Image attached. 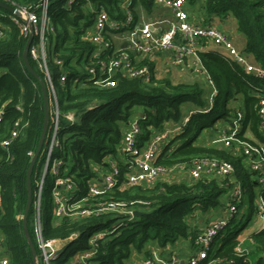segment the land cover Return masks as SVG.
Returning a JSON list of instances; mask_svg holds the SVG:
<instances>
[{"label":"trees","instance_id":"16d2710c","mask_svg":"<svg viewBox=\"0 0 264 264\" xmlns=\"http://www.w3.org/2000/svg\"><path fill=\"white\" fill-rule=\"evenodd\" d=\"M2 1L32 7L41 0ZM119 1L49 0L48 15L55 32L48 50L47 65L56 83L61 120V148L55 152L56 155L75 176L78 185L86 189V179L95 174V169L105 166L108 158L119 163L122 174L127 170L125 163L121 162L118 148L123 129L129 121L137 119L140 128L137 137L141 144L164 122L180 121L182 104L191 103L196 106V111L190 114L182 131L173 137L176 143L173 149L166 155L165 147L156 163L168 166L178 162L189 163L203 156L221 158L232 163L236 179L245 188L244 193L251 192L254 182L240 156H234L224 148L194 142L204 129L212 128L218 119L225 123L230 121L239 108L243 118L237 138L264 145L257 113L260 99L253 94L255 87L264 86V79L245 73L239 64L218 57L213 50L200 52L201 63L217 90L212 106L207 110L204 91L198 82L173 83L168 78L159 79L155 75L145 80L121 73L114 76L113 86L102 87L92 79L87 80L86 69L90 65L87 56L93 45L85 36L94 13L104 8L111 18H122ZM131 8L138 22L141 11L145 15L152 11L153 0H133ZM204 9L207 21L213 17L233 20L236 30L243 35L241 50L264 69V0H205ZM14 17V14L0 8V104H4L0 119V253L8 257L10 264H45L34 233L33 201L42 159L37 170L34 167L40 154L30 176L31 203L25 220L28 237L21 221L27 199L26 172L38 144L44 117L40 83L45 88L46 84L43 72L29 55L34 73L24 65L22 53L27 40ZM56 58L62 59L67 73L62 85L57 80L59 69L54 63ZM145 63L153 66L147 60L136 62L137 65ZM74 78H78L79 82L74 83ZM46 95L48 99L47 88ZM204 109L206 111H202ZM69 113L74 115L72 123L65 119ZM16 121L18 134L8 145H4ZM54 179L55 176L49 172L44 179L42 195H46L47 204L51 203ZM231 185L227 178L208 175L192 183L158 181L149 187H115L107 196L114 202H121L126 213L109 212L100 217L81 219L62 217L59 221L51 216L44 220L41 217L45 239L69 240L72 235L75 236L50 259L49 264H69V257L74 252L91 247L89 234L104 228L109 231L104 238L94 241L95 251L87 260L88 264H126L132 248L140 252L150 241L166 246L186 236L188 217L195 210L206 212L219 205L222 195ZM135 210L144 213L129 214V211ZM239 226L228 223L213 238L208 258L215 260L214 264H250L248 257L254 247L257 251H264L262 228L253 232L250 240L242 245L248 253L238 255ZM28 239L32 242L34 257ZM216 243H219L218 247ZM208 260L199 264H207ZM253 264H264V259L259 257Z\"/></svg>","mask_w":264,"mask_h":264},{"label":"built area","instance_id":"2783aa9c","mask_svg":"<svg viewBox=\"0 0 264 264\" xmlns=\"http://www.w3.org/2000/svg\"><path fill=\"white\" fill-rule=\"evenodd\" d=\"M188 1L153 0V6L157 5L169 9L171 16L163 13L154 20H146L144 16L148 15L140 12L138 22L134 19L131 8L133 0L119 1L122 18H111L104 8L96 10L85 36L93 45V49L87 56L90 65L86 69V79H92L95 84L102 87L113 86L114 76L118 73L127 77H141L147 80L151 75H155L156 67L154 65L150 67L147 63L137 65V61L153 62L158 53L168 51L170 53V65L182 67L188 58L193 57L198 65L197 74L210 86L206 110L212 106L217 90L201 63L200 52L213 50L218 57L239 64L245 73L264 79V69L259 64L252 62L246 53L236 47L226 33L214 25L198 24L190 19L187 9ZM48 4L49 0H41L32 7L15 6L11 3L15 8L14 13H12L15 15L13 20L19 24L23 36L27 40L28 36L32 35L28 55L43 72L48 93L49 117L44 142L39 153L42 154V164L33 201L34 233L45 264H49L50 259L55 257L69 243L70 239L75 237L72 235L69 240H58L45 239L42 235V191L44 179L48 172L55 176L51 188L54 218L69 217L75 219L100 217L109 212L126 213L127 211H124L121 202H114L107 196L112 189L137 185L149 187L160 177L164 175L171 177L179 171H185L190 177L197 180L208 175L227 178L230 181L231 179L234 180L232 163L214 156L197 157L189 163L178 162L168 166L156 163L158 155L165 147H167L165 150L167 155L175 146L173 137L182 131L190 114L196 111L190 110L181 117L180 121L164 122L160 129L153 130L148 140L141 144L137 137L140 133L137 119L134 118L129 121L123 129L118 148L119 155L124 158L122 163H125L127 170L122 174L118 166L119 163L115 159L108 158L105 166L95 169V174L86 179V189L80 187L75 176L69 173L68 167L55 153L61 148V120L56 83L47 65V40L48 36L55 32L48 15ZM122 43H126L124 47L121 46ZM54 63L59 69L56 72L57 80L62 85L67 76L63 69V61L56 58ZM73 80L74 83L79 82L78 78ZM253 94L260 99L257 112L260 118L259 133L264 138L263 88L255 87ZM3 107L4 104H0V119L3 116ZM16 108L20 109L19 106ZM242 118L241 109L237 108L235 116L228 121L232 125L230 132L228 134L221 132V136L215 141H220L227 147L233 143L238 155L242 157L244 165L252 173L254 184L261 185V193L258 194L255 209L264 229V145L237 138ZM65 119L72 123L74 121L73 113L67 114ZM17 134L18 121L14 123L10 137L3 144L8 145ZM245 135L250 139L248 133ZM28 154L32 155L31 152ZM234 182L232 201L228 206L229 217L214 220L192 236L197 251L188 258L186 263L177 257H173L169 261L145 257L142 264H199L206 259H209L207 264H214L216 261L208 258L209 246L213 238L227 226L237 212V205L242 195V185L238 181L234 180ZM129 214L133 215V212L129 211ZM104 229L105 231L99 229L97 232H91L89 234L91 247L87 250L74 252L69 264H88L87 260L95 251L93 248L94 241L104 238L109 231ZM96 234H98L97 237H95ZM56 243H60L58 244L59 249H57ZM242 245L243 241L239 239L236 247L238 255L248 253L247 248ZM0 264H10L8 257L1 253Z\"/></svg>","mask_w":264,"mask_h":264},{"label":"crops","instance_id":"0c3cea01","mask_svg":"<svg viewBox=\"0 0 264 264\" xmlns=\"http://www.w3.org/2000/svg\"><path fill=\"white\" fill-rule=\"evenodd\" d=\"M204 1L205 0H189L188 1L187 9H188L190 19L192 21L198 23V24H209V25H214V26L218 27L220 30H222L224 33H226L232 39V41L236 47H238L239 49H242V47H243V35H242V33H240L239 31L236 30L234 21L231 20L230 18L221 20L218 17H213L207 21V16H206L205 9H204ZM141 13L145 15V13L143 11H141ZM163 13L166 14L167 16H171V12L169 9H167L165 7H160V6L154 5L153 9L149 13V15L144 16V17L146 18V20L147 19L148 20L149 19L154 20L157 17H160V15H162ZM225 22H227V23L229 22L228 23V29L226 28ZM162 26H164V24H162ZM223 26H225V28ZM155 31H157V30H155ZM210 48H213V47H210ZM169 57H170V53L168 51H163L161 53H158V55L155 57V59L153 60L152 63L154 66H157V70L159 68L161 69L163 67L167 71V69L174 68L169 63ZM251 61L253 62L252 59H251ZM175 68H176L175 72L176 73L180 72L179 74L181 77L183 76L187 79L188 78L193 79V82H198L200 84L201 88L204 91L205 101L207 102L208 98H209V93H210V86H208V84L197 74L198 65L196 63V59H194L193 57H190L187 59L184 66L175 67ZM165 76H166V78L169 79L168 74H165ZM238 103L239 102L237 101L236 105H238ZM190 110H196V106H194L191 103H183L182 104V116L186 115ZM139 113L140 112H137V114H139ZM231 127H232V125L229 122L225 123L224 121H221V119H218L216 122H214V125L212 126V128L204 129L201 133L205 134L206 132H208L207 130L213 129L216 133L217 138H218L221 136V134H222L221 132H225L226 134H228L230 132ZM197 140L198 139L196 138L194 144H203L202 143L203 140L196 143ZM221 144H222V142H221ZM223 148L229 150L234 156H240V155H238V152H237L233 143L229 147L224 145ZM119 157L122 159L121 162H123L124 158L121 156H119ZM242 163H243L244 168L246 170H248L246 168V166L244 165L243 160H242ZM251 175H252V173H251ZM196 180L197 179H193L192 177H190L187 172H180V173H177L176 175H173L171 177L164 175V176L160 177L156 182L159 181V182H165V183H170V182L192 183ZM234 180L238 181L235 177V174H234ZM234 180L231 179L232 185L228 189H226V191L222 195L219 205H217L214 208L209 209L206 212H200L199 210H195L193 212V214L190 215V217H188V219H187L188 232H187L186 236L179 237L174 243L168 244L166 246H160L156 241H150L144 245V247L142 248V250L140 252L137 251L136 249L132 248L129 257L126 259V264H128V262L131 261V258H132L131 255L132 254L136 255L138 257V263L137 264H142L144 257H154L160 261H169L173 257H177V258L181 259V261L186 263L188 258L197 251V247H195L193 244L192 236L195 233L199 232L200 230L204 229L206 226H208L214 220L229 217L228 216V214H229L228 213V206H229L230 202L232 201L231 200L232 199V191L234 189L233 186L235 184ZM238 182L241 184L240 181H238ZM253 190H254V188L252 187L251 191H253ZM244 191H245V188L243 187L242 195H241L240 201L237 205V212L235 215H233V217L229 221L230 226H234L235 224L236 225L242 224L243 222L249 223V222L253 221V220L252 221L250 220L251 217H254V212H256V209H254V207H253V198L247 194L249 192L244 193ZM260 193H261V190H260L259 194ZM247 198L249 199V202L247 201ZM244 227H245V225H244ZM244 227L239 231V233L237 235V240L242 239L243 245L248 242V239L250 238V235L253 232H256V231H259L260 229H262V221L258 217V218L254 219V224L252 226H250V228L245 229ZM216 244H217L216 247H218L219 243H216ZM248 249H249V247H248ZM259 257H262L264 259V251L263 252L259 251V250L257 251L254 247L251 250V254L248 257L249 263L253 264L256 261V259Z\"/></svg>","mask_w":264,"mask_h":264},{"label":"rangeland","instance_id":"374dc122","mask_svg":"<svg viewBox=\"0 0 264 264\" xmlns=\"http://www.w3.org/2000/svg\"><path fill=\"white\" fill-rule=\"evenodd\" d=\"M228 23L225 22V25H226V28L227 29H228ZM223 27L225 28V26H223ZM52 40H53V36L50 34L48 36V40H47V50H50L51 44L53 42ZM155 67L157 69V66H155ZM161 69L159 68L155 72L156 77L159 78V79L166 78L165 74H168L169 79L171 81H173L174 83H179V82H193V79H189V78L187 79V78H185L183 76L181 77L180 74H179L180 72L178 70L177 71L179 73H176L175 72L176 71V68L175 67L174 68H171V69H167V71L163 67ZM262 88H263V91H264V86ZM58 94L60 95V92L59 91H58ZM207 131L208 132H206L205 134L201 133L200 135H198V137H197L198 140H197L196 143H198L199 141H202L203 140L202 141L203 145H206L207 147H214V148H217V149H223L224 144L222 143L223 144L222 145L221 142H219V141L216 142L215 141V139L217 138L215 131L213 129H209ZM174 145H176V143ZM41 159H42V154H40V156L38 157V163L34 167V170H37L39 161ZM179 172H185V171H179ZM251 181H254L252 175H251ZM253 188H254V190L251 191V192H249V193H247V194L250 197L253 198V207L255 209V205H256L257 199H258V194H259L260 189L262 187H261V185L253 184ZM247 201L249 202V199L248 198H247ZM48 216H51L52 218H54V208H53V206H52L51 203L50 204H47L46 195L43 193V195H42V207H41V217H42V220H44ZM255 218H258V215H257L256 212H254V217H251V219H250L251 221L253 220L252 222H249V223L248 222L247 223L244 222V223L240 224V226H239L240 230L244 227V225H245V227H244L245 229L250 228V226H252L254 224V219ZM54 219H55V221H59L60 220V217H56ZM103 230L105 231V229H103ZM95 231L97 232L98 230H95ZM100 231H102V230L100 229ZM97 235L98 234H96L95 237H97ZM58 244H60V243H56L57 249H59ZM131 257H132L131 258V261H129L128 264H137L138 263V257L136 255H133V254L131 255ZM69 260L71 261V256L69 257Z\"/></svg>","mask_w":264,"mask_h":264},{"label":"water","instance_id":"95a60500","mask_svg":"<svg viewBox=\"0 0 264 264\" xmlns=\"http://www.w3.org/2000/svg\"><path fill=\"white\" fill-rule=\"evenodd\" d=\"M0 8L9 12V13H14L15 11V8L0 0ZM32 39V35H29L28 38H27V41H26V44H25V47H24V50H23V53H22V59H23V62H24V65L26 67V69L31 72V73H34L31 65H30V62H29V59H28V47H29V44H30V41ZM126 43H122V47L125 46ZM41 85V91H42V97H43V102H44V117H43V124H42V129H41V133H40V137H39V140H38V144H37V147L30 159V162H29V166H28V169H27V172H26V189H27V199H26V203H25V207H24V211H23V215H22V227L24 229V232L27 236V233H26V227H25V220H26V215H27V212L29 210V207H30V203H31V180H30V176H31V173H32V169H33V165L41 151V148H42V145H43V142H44V137H45V134H46V131H47V123H48V117H49V112H48V99H47V95H46V88L45 86L43 85V83L41 82L40 83ZM144 212H141V211H133V215H141L143 214ZM28 237V236H27ZM28 243H29V247H30V250L33 254V257L35 256L34 254V248H33V245H32V242L28 239Z\"/></svg>","mask_w":264,"mask_h":264}]
</instances>
